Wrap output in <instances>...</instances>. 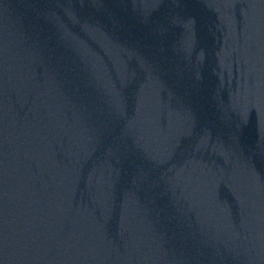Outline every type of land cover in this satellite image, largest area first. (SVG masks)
Returning <instances> with one entry per match:
<instances>
[{"label":"water","instance_id":"1","mask_svg":"<svg viewBox=\"0 0 264 264\" xmlns=\"http://www.w3.org/2000/svg\"><path fill=\"white\" fill-rule=\"evenodd\" d=\"M0 264H264V0H0Z\"/></svg>","mask_w":264,"mask_h":264}]
</instances>
